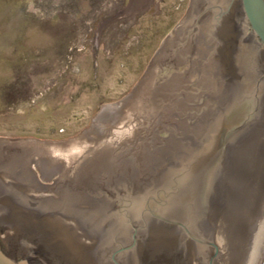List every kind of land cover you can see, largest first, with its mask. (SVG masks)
<instances>
[{"label":"water","instance_id":"water-1","mask_svg":"<svg viewBox=\"0 0 264 264\" xmlns=\"http://www.w3.org/2000/svg\"><path fill=\"white\" fill-rule=\"evenodd\" d=\"M187 1L128 96L80 136L0 140L1 225L31 223L25 202L45 199L50 227L80 231L93 219L98 249L128 246L123 264L171 252L162 236L190 250L189 229L213 239L210 264L217 253V264H264V0ZM17 168L49 193L11 186ZM63 204L77 223L54 211ZM14 243L0 240V264H40L11 253Z\"/></svg>","mask_w":264,"mask_h":264},{"label":"rangeland","instance_id":"rangeland-1","mask_svg":"<svg viewBox=\"0 0 264 264\" xmlns=\"http://www.w3.org/2000/svg\"><path fill=\"white\" fill-rule=\"evenodd\" d=\"M187 0H0V140L58 144L126 98Z\"/></svg>","mask_w":264,"mask_h":264},{"label":"flooded vegetation","instance_id":"flooded-vegetation-1","mask_svg":"<svg viewBox=\"0 0 264 264\" xmlns=\"http://www.w3.org/2000/svg\"><path fill=\"white\" fill-rule=\"evenodd\" d=\"M28 171L29 168H26L24 174H21L19 168L15 169L12 172V178H10L11 186L28 187L36 196L49 193L48 189H42L36 185L34 179H29ZM13 176L16 177L13 178ZM35 187L38 189H34ZM51 194L55 199L61 197V194L58 196L57 192ZM25 203V208L32 215L31 223H25V226L20 225L14 228L9 227L7 223L0 224L1 244L3 245L7 236L14 238L15 243L10 244L9 247L11 253L18 257L27 255L32 261L40 264H123L119 258L120 253H125V249H128V246L116 248L110 253L109 247H100L101 251H106L105 255L108 258L106 259L104 255H100L99 246L96 247L95 245L96 234L91 228L94 222L93 219H90L84 228L81 227L80 231L76 228L75 231L71 228L69 231L65 227H50L48 219H51L49 215L52 213L48 212L49 208L46 206L47 202L45 199L38 202L30 199ZM65 206L63 204L62 210L57 206L58 209L56 208L54 211L61 213L65 218L73 219L77 223L79 217L77 216V211L67 212ZM54 211L52 212L54 213ZM55 231L61 234L60 237ZM61 237L65 238V240L61 239ZM162 238H167L172 243L171 252H163V255L156 252L148 253L146 259H144L145 264H160L158 262L160 257H164L166 262H168L165 264H210V260L215 254V250L211 246L215 245L213 239L207 236H198L192 232V229H189L185 235V240L191 241L190 244L193 246L190 250L183 248V245L178 246L173 235L171 237L170 235L169 237L162 236ZM217 262L218 253L212 264H217ZM141 264H143V261H141Z\"/></svg>","mask_w":264,"mask_h":264}]
</instances>
